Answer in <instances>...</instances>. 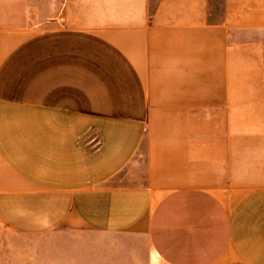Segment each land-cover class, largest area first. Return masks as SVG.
<instances>
[{
  "label": "crops",
  "instance_id": "obj_1",
  "mask_svg": "<svg viewBox=\"0 0 264 264\" xmlns=\"http://www.w3.org/2000/svg\"><path fill=\"white\" fill-rule=\"evenodd\" d=\"M52 236L264 264V0H0V264Z\"/></svg>",
  "mask_w": 264,
  "mask_h": 264
},
{
  "label": "rangeland",
  "instance_id": "obj_2",
  "mask_svg": "<svg viewBox=\"0 0 264 264\" xmlns=\"http://www.w3.org/2000/svg\"><path fill=\"white\" fill-rule=\"evenodd\" d=\"M72 247L88 249L90 254L88 258L84 255L75 256L74 258L86 260L85 263L88 264H106V238L94 236L88 239L52 236L31 240L29 254L27 252L26 255L25 249V255L16 254L11 256V261L8 264H68L69 262L66 260L70 256H66V253Z\"/></svg>",
  "mask_w": 264,
  "mask_h": 264
}]
</instances>
